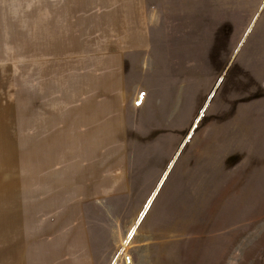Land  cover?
Listing matches in <instances>:
<instances>
[{
	"label": "rangeland",
	"instance_id": "1",
	"mask_svg": "<svg viewBox=\"0 0 264 264\" xmlns=\"http://www.w3.org/2000/svg\"><path fill=\"white\" fill-rule=\"evenodd\" d=\"M0 264H264V0H0Z\"/></svg>",
	"mask_w": 264,
	"mask_h": 264
},
{
	"label": "crops",
	"instance_id": "2",
	"mask_svg": "<svg viewBox=\"0 0 264 264\" xmlns=\"http://www.w3.org/2000/svg\"><path fill=\"white\" fill-rule=\"evenodd\" d=\"M139 2H142V1H139ZM140 11H142V9L140 8ZM137 14L138 16V22L136 23V21L134 22V19L132 18H127L128 20H130L131 22L135 23V27L132 28L131 25L128 23V31H129V39L130 41H132V44L136 43V42H139V43H143L146 35H147V31L145 30V26L143 25V22L141 20V16L142 14L140 13ZM137 25H138V28H137ZM132 28V29H131ZM126 33L127 31L124 30V36H126ZM126 39V42H127V37H125Z\"/></svg>",
	"mask_w": 264,
	"mask_h": 264
}]
</instances>
